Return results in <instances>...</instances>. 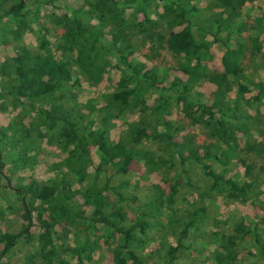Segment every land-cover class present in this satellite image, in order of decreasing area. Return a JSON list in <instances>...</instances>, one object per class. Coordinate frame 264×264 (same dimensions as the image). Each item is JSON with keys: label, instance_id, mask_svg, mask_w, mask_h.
<instances>
[{"label": "trees", "instance_id": "1", "mask_svg": "<svg viewBox=\"0 0 264 264\" xmlns=\"http://www.w3.org/2000/svg\"><path fill=\"white\" fill-rule=\"evenodd\" d=\"M69 1L0 0L2 41L12 47L0 62V111L13 113L0 127V155L7 160L16 150V168L26 169L37 164L43 143L63 153L48 178L27 182L19 177L14 183L0 159V197L12 192L6 208L21 218L17 232L0 231V264H9L8 253L20 240L34 239V226L37 247L21 264H104V241L111 256L105 264H149L144 249L158 228L174 237L161 256L164 264H177L183 250L197 251L201 264H264L263 191L256 189L257 178L240 180L230 166L250 152L264 155V78L245 69H264V12L253 22L242 20L255 0H209L206 7L198 0ZM203 11L210 13L202 18ZM27 32L35 34V47L25 43ZM214 43L224 48L221 69L207 64ZM163 51L177 59L185 78L170 79L169 67L160 63ZM112 70L119 75L104 103H81L82 80L98 85ZM205 81L213 85L206 99L197 90ZM175 110L199 125L208 141L193 146L182 135L183 122L171 117ZM128 112L138 117L125 120L112 139L111 122ZM194 165L207 179L206 198L250 203L262 213L234 219L207 239L203 224L216 221L205 205L189 203L179 215L173 206L182 182L191 186L187 174ZM134 171L174 178L146 198L123 191L127 180L111 184ZM70 236L74 245H66ZM206 248H212L207 256Z\"/></svg>", "mask_w": 264, "mask_h": 264}, {"label": "rangeland", "instance_id": "2", "mask_svg": "<svg viewBox=\"0 0 264 264\" xmlns=\"http://www.w3.org/2000/svg\"><path fill=\"white\" fill-rule=\"evenodd\" d=\"M209 0H198V3L202 7H206ZM71 4L77 6L81 3V0H70ZM264 12V0H255L254 2H249L246 4V6L243 9V15L242 20L244 19H250V21L253 22L254 18L261 15V13ZM210 12L209 11H203V16H208ZM242 36L243 39L246 40L247 32L243 33ZM203 36L206 37V39H212L211 35L204 34ZM53 41H55L54 37H51ZM24 41L29 47H35L36 41H35V34L33 32H27L24 36ZM262 45L264 49V34L262 35ZM12 50V47L8 44H5L2 41L1 33H0V62L10 55ZM224 48L220 43H214L211 46V53H212V59L207 61V64L212 68L221 69V56L223 53ZM249 53V52H248ZM163 60L160 62L164 65H167L169 67V77L170 79L177 75L180 77L185 78V75L181 73V71L177 68V59L171 55V53L163 51ZM257 61V60H255ZM254 62L252 60H249V65H253ZM150 65V64H149ZM245 69H248V74L252 75V78L254 79H260L264 78V69L261 67H258L256 69L252 68V66L245 65ZM119 71L118 70H112L109 72L105 79L98 85L90 84L84 80H82V85L79 88L80 89V102L86 103L89 99H95V104L97 106H100L104 103L103 95L105 93H108L110 91H113V89L116 86V81L118 79ZM213 85L212 83L205 81L202 82L197 87L198 91H201L203 94L204 99L208 97V93L210 90H212ZM156 97L154 95L152 98ZM153 102V99H150V103ZM262 112L264 113V105L261 106ZM262 113V114H263ZM12 112L8 109L6 111H0V127L3 125H6L9 120L12 117ZM264 115V114H263ZM138 115L135 113H125L122 118L115 119L111 122L110 125V137L114 140L118 139L120 134L125 128V120H131L133 118H137ZM173 118L179 119L183 122V125L185 126L182 135H186L187 138L192 142L193 146H197L200 143L204 141H208L207 136L201 129L199 125H190L187 121H183L182 116L179 114V111L175 110L172 113ZM241 145H244L245 138L242 137L240 140ZM43 149L41 150V153L38 156L37 164L34 166H31L30 168H16L19 166V162L16 161L18 159L17 151L16 150H10V156L7 160H4V158L0 155L1 161H5L6 165L4 168V171L13 176V182H17L19 177L24 178V182H27L31 179V177H35L37 179H46L48 178L49 174L51 175V164L59 161L61 157L63 156V153L56 149L55 147L47 146L45 143L42 144ZM144 147L146 149H152L155 150L154 145L145 143ZM94 161H98V152L96 148H93L92 150ZM244 162L241 161H233L230 166L234 171H236L240 175V180L248 179L249 177H254L258 179L257 182V190H262L261 198H264V155H259L254 152H250L248 154H245L244 156ZM237 163V164H236ZM220 167L221 165H215V167ZM91 171H94L93 168L90 169ZM248 171H251V173H247ZM187 176L190 177L191 180V186L185 185V182H182L179 191L177 192L175 196V203L173 204L174 210L177 212L176 215H179L180 212L184 211V209L189 206V203L197 202V205L203 204L207 207L208 210V216L210 220L216 221V225H209L207 223L203 224V229H205L207 233V239L211 240L213 239V236H211V231H224L225 227L229 225L232 220L244 217V218H251L256 213L261 214L260 212H255L253 209V206L250 203H243L240 201H233L230 199H227L226 197L216 195L213 197V200H209L206 198V190L208 188L207 185V179L202 173V170L199 166L194 165L190 167L188 170ZM167 178H174L173 174H166L164 175L162 173L158 172H152V173H143L139 171H134L126 175L118 174L111 180V184L118 185L121 180H127L128 186L127 188H123V191H128L131 195H134L138 198H146L150 197L154 194V192L157 190V186L160 187H166L167 183H165V179ZM77 187V185L75 186ZM13 191V190H12ZM7 192V191H6ZM8 197L6 200H3L0 197V231H10V232H17L21 225V218L16 210L10 211L8 208H6L7 203L13 201L15 199V195L12 194V192H7ZM205 196V197H204ZM11 201H10V200ZM82 200L79 202L81 203ZM138 203V202H137ZM196 205V206H197ZM192 206L191 208H194ZM164 218V217H163ZM165 220V218H164ZM166 223V222H165ZM172 228H175L174 226H171ZM155 229V228H154ZM39 232L38 227H32L31 233L34 234V239L31 242H26L20 240L18 244H16L8 253L7 261L9 264H21L25 261L26 256L29 252L34 251L37 247L36 245V239H37V233ZM150 237H154L153 240H151L144 249L145 255H150L151 263L153 264L152 260H155L156 264H164L163 254L165 253L166 248L168 247L169 243L174 242V237H171V230L166 229V231L163 234H160V229H155L153 231V234L149 233ZM80 240L82 239L81 236ZM91 239H94L93 236H91ZM103 241V240H101ZM59 243L60 240L58 241ZM74 245L75 241L74 238L72 239V236L70 238L66 239V245ZM249 246H251L250 242L248 243ZM209 247V246H208ZM213 248V247H212ZM210 248V249H212ZM62 249V248H61ZM209 248H206V256L209 253ZM63 250V249H62ZM101 256L100 260L103 261V263H109L111 260L110 256V244L106 243L104 241L103 247L101 249ZM204 253V254H205ZM148 258V257H147ZM202 257L198 256L197 251L192 250H183L180 251L179 259H177V264H201ZM74 260H72V263Z\"/></svg>", "mask_w": 264, "mask_h": 264}]
</instances>
